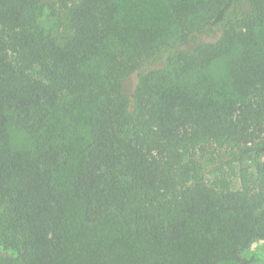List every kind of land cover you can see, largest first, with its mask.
Wrapping results in <instances>:
<instances>
[{"label": "trees", "instance_id": "1", "mask_svg": "<svg viewBox=\"0 0 264 264\" xmlns=\"http://www.w3.org/2000/svg\"><path fill=\"white\" fill-rule=\"evenodd\" d=\"M45 6L67 12L62 43L38 24ZM125 10L0 0V264H257L264 0H172L144 22ZM209 148L241 164L238 189L205 178Z\"/></svg>", "mask_w": 264, "mask_h": 264}, {"label": "rangeland", "instance_id": "2", "mask_svg": "<svg viewBox=\"0 0 264 264\" xmlns=\"http://www.w3.org/2000/svg\"><path fill=\"white\" fill-rule=\"evenodd\" d=\"M43 1L47 2L48 0ZM121 2L126 7L125 14L127 16H135L136 20H143L141 22H144L146 19L140 17H146L147 15L157 16L164 20V16H166L172 0H121ZM38 24L44 29L54 30L61 43L70 35L67 12L60 7L53 10L45 6L38 18ZM224 67V62H219L210 68V72L213 75L222 76L224 74ZM135 84L136 79L134 76L124 80L125 92L131 100L133 99ZM9 133L13 148L28 150L33 146V140L14 124H10ZM196 160L201 172L204 173L205 178L209 182L225 179L234 188L238 189L240 187L239 180L235 174L241 164L236 162L231 166L227 151L209 148L206 151L199 152ZM242 166L249 168L251 172L254 170L252 160H245ZM248 254L256 260L257 264H264V240L255 243Z\"/></svg>", "mask_w": 264, "mask_h": 264}]
</instances>
